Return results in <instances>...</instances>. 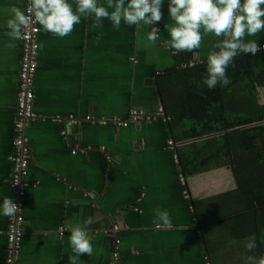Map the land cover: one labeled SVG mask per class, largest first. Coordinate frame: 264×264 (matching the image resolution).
<instances>
[{"label":"crops","instance_id":"crops-1","mask_svg":"<svg viewBox=\"0 0 264 264\" xmlns=\"http://www.w3.org/2000/svg\"><path fill=\"white\" fill-rule=\"evenodd\" d=\"M98 2L106 6V0ZM69 3L75 8L74 0ZM13 5L23 10V0H0V207L12 197L10 155L21 55V41L5 35ZM167 5L164 0L155 44L147 41L150 29L143 24L122 21L116 30L104 19L102 28L93 29L94 17L82 18L64 38L40 29L17 264H68L74 255L70 233L61 236L60 229L66 222L84 226L89 217L93 253L80 256L81 264H109L115 239L120 240L115 264H206V258L210 264H244L245 256L264 252L260 237L255 250H246V238L255 236L244 222H223L230 214L245 215L247 206L229 169L182 175L179 154L188 143L182 124L171 127L160 116L127 127L100 122L127 119L135 108L155 112L162 107L159 77L182 62H206L216 38L205 36L194 52H175L164 29L170 22ZM249 40L264 45V31L246 36ZM68 116L77 121L63 126L54 120ZM170 139L174 150L167 146ZM157 210L168 211L170 229L156 227ZM115 225L116 232H103ZM6 226L7 216L0 212V264H5Z\"/></svg>","mask_w":264,"mask_h":264},{"label":"clouds","instance_id":"clouds-1","mask_svg":"<svg viewBox=\"0 0 264 264\" xmlns=\"http://www.w3.org/2000/svg\"><path fill=\"white\" fill-rule=\"evenodd\" d=\"M75 8L69 0H28L26 12L18 6L7 11L5 35L11 41L29 40L32 32L42 29L59 38L70 35L82 18L94 17L91 28H102V21L109 20L114 29L119 30L123 21L128 26H147V41L155 44L160 38V29L156 26L163 19L164 0H106V6L98 0H74ZM264 0H168V20L164 29L170 46L175 52H194L201 47L205 36L212 35L216 42L211 45L206 58V74L201 83L209 89L217 84L227 87L231 80L227 70L235 58L241 54L256 55L260 49L256 41H245L246 36H255L264 31ZM109 9L113 11L109 12ZM39 24L40 29L33 27ZM97 42L100 36L96 37ZM14 48V43L7 45ZM32 47L41 45L33 42ZM20 206L9 197L3 200L0 212L4 216L14 217ZM159 223L157 228L172 227L167 210H157ZM93 223L91 217L79 223L66 222L60 229L70 233L68 239L74 255L69 256L68 264H81L79 257L91 256L92 238L87 226ZM155 223V221H154ZM245 248L251 252L257 244L254 237L246 238ZM244 264H264V252L244 257Z\"/></svg>","mask_w":264,"mask_h":264},{"label":"trees","instance_id":"trees-1","mask_svg":"<svg viewBox=\"0 0 264 264\" xmlns=\"http://www.w3.org/2000/svg\"><path fill=\"white\" fill-rule=\"evenodd\" d=\"M205 74L206 62L175 69L158 80L167 123L171 127L182 124V137L188 142L179 154L182 175L186 179L229 169L247 206L245 215L230 214L223 222H244L248 234L255 241L260 237L264 247V142H255L264 135V103L260 102L261 92L264 98V49L235 58L227 70L231 80L227 87L207 88L201 83ZM244 134L250 144L246 147L241 139Z\"/></svg>","mask_w":264,"mask_h":264},{"label":"built area","instance_id":"built-area-1","mask_svg":"<svg viewBox=\"0 0 264 264\" xmlns=\"http://www.w3.org/2000/svg\"><path fill=\"white\" fill-rule=\"evenodd\" d=\"M28 5V0H23V10L26 12ZM33 27L40 29L39 24ZM40 31V30H39ZM37 32H32L31 38L29 40H21V55L19 60L18 69V89L16 95V105H15V119L13 122V140L11 143L12 153L10 155L11 171L9 179V187L11 189L12 197L14 202H16L21 210L14 217H7L6 226V245H5V264H17L18 253L21 246V239L23 236V223L24 216L22 213V200L25 195V190L27 187V182L25 181V176L30 161V150L27 145L26 139V129L28 124L35 118L33 112V102H34V91L33 82L34 76L38 66V53L39 47L33 48L32 44L38 43ZM264 48V45L261 46ZM197 61L182 62L179 64L177 69H185L198 65ZM156 116L164 122H168L169 117L164 114V110L161 106H157L156 111L153 113L146 112L143 108L133 109L127 119L121 117H113L110 120L101 119L100 122L105 123L110 122L116 127H127L130 124H138L142 121H150L155 119ZM93 120L90 116H86L85 120ZM57 123L63 126H68L77 121L73 116H68L67 118H56L54 119ZM167 146L169 149L174 150V142L172 139L167 141ZM75 151H73L74 153ZM173 159L178 161L177 154L173 153ZM181 181L184 185V177L181 176ZM183 196L185 199L189 198V193L186 189L183 190ZM118 226H114L112 229L104 230L105 234H110L116 232ZM119 239H115L112 244L111 260L109 264H115L119 256ZM206 264H210L206 258Z\"/></svg>","mask_w":264,"mask_h":264},{"label":"rangeland","instance_id":"rangeland-1","mask_svg":"<svg viewBox=\"0 0 264 264\" xmlns=\"http://www.w3.org/2000/svg\"><path fill=\"white\" fill-rule=\"evenodd\" d=\"M261 49H264V48H262L261 47ZM262 91V90H261ZM264 100V98H263V94H262V92H261V95H260V102L261 101H263ZM263 103H264V101H263ZM263 137H264V135L263 136H258L257 137V139H256V145H262V143L264 142V139H263ZM229 242H232V241H229Z\"/></svg>","mask_w":264,"mask_h":264}]
</instances>
